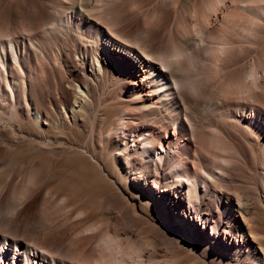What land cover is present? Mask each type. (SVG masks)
<instances>
[{
	"label": "bare ground",
	"instance_id": "6f19581e",
	"mask_svg": "<svg viewBox=\"0 0 264 264\" xmlns=\"http://www.w3.org/2000/svg\"><path fill=\"white\" fill-rule=\"evenodd\" d=\"M37 1L35 22L0 25V264H264V0ZM143 10L135 38L114 29ZM25 119L88 124L110 190L84 206L52 166L16 167L25 135L68 141Z\"/></svg>",
	"mask_w": 264,
	"mask_h": 264
},
{
	"label": "rangeland",
	"instance_id": "374dc122",
	"mask_svg": "<svg viewBox=\"0 0 264 264\" xmlns=\"http://www.w3.org/2000/svg\"><path fill=\"white\" fill-rule=\"evenodd\" d=\"M157 4H158V0H150L149 5L145 6V9H152L155 6H157ZM36 5H38L37 0H0V25H3L5 27H12L13 22H14V16L12 15V12H13V9L15 8L19 11V15H20L18 17L19 21H22L23 23L35 22L37 18H39L40 16L39 12L37 13ZM145 12L146 11L143 10L141 11L140 14H137V15L123 13L122 18L120 19L121 20L120 24L116 25L117 27L115 26L114 29H116L117 32L120 33V35L124 37L126 36L127 38L129 37L135 38V30H136L137 23L139 22L140 18ZM163 13L164 12L159 14L158 20L160 19L159 21L163 22L164 20L163 17H165V20H164L165 22H163L165 23V25L162 22H161L162 24L159 23L158 21L159 24L157 23L158 25H156L155 28L150 32L151 36L150 35L148 36V39L150 38L149 39L150 41L148 40L149 43L152 41L151 44L155 47L157 46V44L159 45L162 41H164L170 33L169 32L170 24L168 20L169 19L171 20L172 12L165 11L164 13L165 16L162 15ZM160 17L163 18V20ZM162 25L163 27H161ZM167 25L168 27H166ZM57 64L58 65H56L55 67L56 73L55 72L54 73L55 75H61L62 72H64L62 71L61 74L59 73L60 69L63 70V68H61L62 65L61 63H57ZM57 66H59V68ZM112 109L109 107L108 115L105 118V123H107L108 119L111 117L110 115L114 111V109L113 111ZM33 124L34 122L31 124V120L29 119H25L22 121V127L23 129L25 128V130L27 131L33 130L34 132H37V133L38 132L41 133L43 131L46 133L47 131V134H50V135H54V136L63 135L68 141L66 142L63 140L60 143H55V142L50 141L49 143H46L42 139L40 141V138H33V137H29L25 135L24 137H22L23 140L21 139L22 142L20 141L18 144V147L15 148L16 149L15 151H10L11 149H8L9 150L8 154L10 156L11 162L13 161L16 167H18L22 163L24 164L41 163L47 167L52 166L54 169L57 170L55 171L58 172V175H57L58 177L56 180H54L55 184L57 183L60 184L61 182V185H63V187L65 188H68V190L73 191L72 193L73 196L75 194L77 198L83 199V198L88 197L86 200V202L88 203L84 202L83 204L84 206H88V205L92 206L91 204L92 203L94 204L96 202L95 198H96L97 193L110 190L111 184L108 183L100 175V172H99L100 169H97V166H100L99 163H97L96 161H93L96 164V166L92 164L87 158V156H89V153L81 150L79 147V145H82V143L89 136L88 124L86 123L83 124L82 121H80L79 124L72 125L70 128L69 127H64L63 129L47 128L44 130L39 127H36L35 124H34L35 126L34 128ZM5 130H6L5 133H6L7 138L12 139L11 136H13V134L11 130L8 127ZM78 151L83 152L84 155L82 156V154L79 153ZM110 160L111 159L106 160V165L108 166L106 168L115 170L116 166L114 163H112V160L110 163ZM1 169H0V182L6 181L11 171L10 168L8 169L5 168L6 170L5 169L1 170ZM101 172L104 173V169L103 171L101 170ZM74 182L76 183V185H73ZM10 199L11 197L7 199L5 206L1 207L3 208L4 211H8L10 209L11 207ZM147 209L151 210L152 207L148 206ZM94 213L95 212L93 210H89L87 212V215L93 218L99 217L97 213L95 214ZM57 235L59 236V238H56L58 237ZM67 237H68L67 231L62 229L58 232V234H56V236H54V238L56 239L52 238L50 239L51 241L48 240L49 243L45 242L47 245L46 244L44 245L46 247H48L49 245L51 246L50 249H54L55 247H58V245L65 243L67 240ZM53 242L56 244H53ZM50 243H52L53 246Z\"/></svg>",
	"mask_w": 264,
	"mask_h": 264
}]
</instances>
